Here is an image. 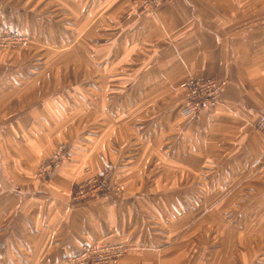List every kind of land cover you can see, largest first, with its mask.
Here are the masks:
<instances>
[{
	"label": "crops",
	"instance_id": "1",
	"mask_svg": "<svg viewBox=\"0 0 264 264\" xmlns=\"http://www.w3.org/2000/svg\"><path fill=\"white\" fill-rule=\"evenodd\" d=\"M7 2L13 27L52 52L38 61L56 66L57 80L71 59L54 52L76 51L73 62L94 68L98 83L133 90L110 110L96 94L84 97L95 110L31 112L62 126L51 141L37 122L29 132L0 122V163L20 190L0 189V264H62L92 243L125 246L117 264H264V168L251 167L264 158L255 128L264 120V0H168L155 12L132 0H0V27H11ZM190 76L226 87L217 105L184 118L180 84ZM20 81H0V110L37 103L40 80ZM139 99L146 110H122ZM60 144L71 161L39 179ZM104 172L121 191L71 202L74 185Z\"/></svg>",
	"mask_w": 264,
	"mask_h": 264
},
{
	"label": "rangeland",
	"instance_id": "2",
	"mask_svg": "<svg viewBox=\"0 0 264 264\" xmlns=\"http://www.w3.org/2000/svg\"><path fill=\"white\" fill-rule=\"evenodd\" d=\"M5 8L6 10H8L5 24L6 26H11V27H3V26L0 27V34H2L4 31L10 33H16L20 36L27 37L28 43L23 46L19 45L16 47L0 46V81L1 83H3L4 80L12 78L16 80H21L20 82H22L24 85H28V84H32L33 82H37L36 79H39L40 81L37 82V84L41 86L39 87V94L37 95V98L39 99L36 104L34 100H32L31 102L21 101L22 104L21 103L19 104L17 100L16 105L21 107L16 108L14 110L13 109L0 110V122L9 121V123L11 124H18L19 122L20 124H26V127H28V124L32 122H37L38 124L37 126H40L39 128H37V130H40V138L45 141H51L53 138H55L54 136L52 137L51 133L56 132L57 127L59 129L58 131H62L63 129L62 126L58 125L56 127L55 125L52 124V121L51 122L48 121L49 124H51L50 126H48L49 124H47L45 121H41L40 120L41 117L45 118L46 120L49 119V115L47 114L40 115L39 113L33 118L34 120H32L30 118L31 112L34 111L37 112V110H39L40 112L41 110L39 109V107H43L44 105H49L51 107L50 110H54L52 108L53 104L57 105L59 110H95L94 108L90 107L87 104V99H90L92 103L93 101L95 102L96 94L98 96H100V94L104 96L102 99L103 110H110L112 101H115L117 103L122 102V98L117 99L118 95L122 97L126 96L127 94H125V92H127L129 89H132L129 88L130 83L129 84L127 83L112 84L111 82L103 83V84L98 83V80L95 77L96 75L94 72L95 71L94 68L88 66L86 69H84L83 67H80L76 61H74L75 62L74 65L73 62L74 58L76 59L78 58V52L76 51L54 52L55 54H57L58 59H60L61 61H65V59L68 58L71 59V65L68 68L65 66L64 69H61V76L65 74V79L57 80L58 77L56 78L55 75L57 74L56 70H58V68L52 65H48L47 67H45L46 66L45 62L38 61V60L46 59V57L48 60L49 56L52 55V52L41 51L38 48L36 49V46H39V44L36 42L34 38L23 32L21 33L19 30H16L13 27L15 26L13 25L14 24L13 15H15L14 3L11 2L5 3ZM59 22H62V20H59ZM122 72L126 73L125 71ZM38 76H40L41 79ZM44 79H48V81H44ZM62 94H66L68 97H63ZM182 96H183V92H182ZM79 97L81 100H83L82 109L79 107V101H80ZM84 97H87V99H84ZM157 99H159V104L165 101L164 98H157ZM123 101H125V98ZM133 102H136V106L134 105H132V107L126 106L122 110H146V100L139 99V100H133L132 103ZM34 106H37L35 110H34ZM180 116L183 117L181 114ZM78 120L79 119L77 115L70 117V126L72 130L77 129L79 125ZM29 131L31 130L28 127L27 132ZM31 141L34 143L36 141V138L35 137L31 138ZM65 147L66 148L64 152L65 154H67L68 158L64 160L58 167L51 166L50 170L47 171V173L58 170L62 167V165L65 162L71 161L69 150L66 145ZM52 153H54V151ZM51 158L52 156L51 157L48 156L44 161H42L41 163L42 166H40L41 168L39 167L37 169L36 176L39 179H42L43 176L47 174V173H43V175H40L44 170L43 166L45 165L46 162H50ZM77 185H74V187L71 190V194L73 191H75ZM70 198L72 203L85 202V200H81V201L74 200L72 199L71 196Z\"/></svg>",
	"mask_w": 264,
	"mask_h": 264
},
{
	"label": "built area",
	"instance_id": "3",
	"mask_svg": "<svg viewBox=\"0 0 264 264\" xmlns=\"http://www.w3.org/2000/svg\"><path fill=\"white\" fill-rule=\"evenodd\" d=\"M138 3L142 9L155 12L164 6L168 0H132ZM28 43L27 37L20 36L16 33L4 31L0 34V46H23ZM226 87L224 80L216 79H198L194 77L186 78L181 84L180 89L183 92L184 104L180 114L187 118L198 114L207 106H214L218 103V96ZM256 131L264 135V120L256 125ZM65 146L60 145L50 162H46L43 173H47L51 166H60V164L68 158L65 154ZM252 168L260 170L264 168V158L256 159L252 163ZM109 172L101 175L91 176L84 182L76 186L71 197L74 200H91L101 195H106L122 190L121 186H117L115 191L108 184ZM127 248L122 244H105L92 243L85 244L81 247L78 254L64 259L62 264H117L118 260L126 254Z\"/></svg>",
	"mask_w": 264,
	"mask_h": 264
},
{
	"label": "water",
	"instance_id": "4",
	"mask_svg": "<svg viewBox=\"0 0 264 264\" xmlns=\"http://www.w3.org/2000/svg\"><path fill=\"white\" fill-rule=\"evenodd\" d=\"M2 129L3 126L0 125V132L2 131ZM0 189L2 192L5 193H20V190L16 187V185L6 177L4 170L1 166V163H0Z\"/></svg>",
	"mask_w": 264,
	"mask_h": 264
},
{
	"label": "bare ground",
	"instance_id": "5",
	"mask_svg": "<svg viewBox=\"0 0 264 264\" xmlns=\"http://www.w3.org/2000/svg\"><path fill=\"white\" fill-rule=\"evenodd\" d=\"M60 145H64V144H60ZM60 145H59V146H60ZM59 146H58V147H59ZM64 146H65V145H64ZM58 147H57V148H58ZM57 148L55 149L54 153L56 152ZM65 148H66V147H65ZM54 153H53V155H54ZM53 155H52V156H53ZM124 247H125V246H124ZM125 248H126V247H125ZM127 250H128V249H127ZM126 253H127V252H126ZM124 255H125V254H124ZM124 255H123V256H124ZM123 256H121V258H122ZM121 258H120V259H121ZM120 259L118 260V262L120 261ZM118 262H117V263H118Z\"/></svg>",
	"mask_w": 264,
	"mask_h": 264
}]
</instances>
